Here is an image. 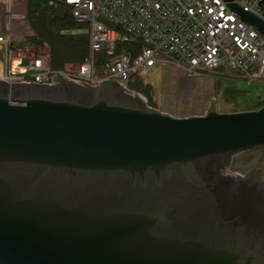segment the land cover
<instances>
[{"label":"water","instance_id":"obj_1","mask_svg":"<svg viewBox=\"0 0 264 264\" xmlns=\"http://www.w3.org/2000/svg\"><path fill=\"white\" fill-rule=\"evenodd\" d=\"M257 150L264 106L174 118L114 82L0 80V264H264V185L222 174Z\"/></svg>","mask_w":264,"mask_h":264},{"label":"built area","instance_id":"obj_2","mask_svg":"<svg viewBox=\"0 0 264 264\" xmlns=\"http://www.w3.org/2000/svg\"><path fill=\"white\" fill-rule=\"evenodd\" d=\"M61 1L77 24L86 25V59L54 71L46 45L44 53L21 51L0 36V80L36 85L62 80L90 88L107 81L133 96L129 83L164 66L189 77L221 69L248 83L264 79V39L224 0ZM254 1L231 3L264 21V9H255ZM129 43L143 46L135 57L123 46Z\"/></svg>","mask_w":264,"mask_h":264},{"label":"rangeland","instance_id":"obj_3","mask_svg":"<svg viewBox=\"0 0 264 264\" xmlns=\"http://www.w3.org/2000/svg\"><path fill=\"white\" fill-rule=\"evenodd\" d=\"M12 3L13 0H0L5 10L3 14H0V31L4 30L8 34L7 31L10 30L15 36L21 38L24 35L22 12L25 9L21 7L15 13L9 12ZM0 11H2L1 7ZM0 36L5 37L3 33H0ZM32 36H24L17 42L7 35L5 38L21 51L44 53L46 46L49 51L47 44L36 45L35 41L27 40ZM137 80L149 87V95L129 88L132 95L140 97L147 108L174 118L204 116L208 112L211 101H214V110L217 113L248 112L264 106V79L248 83L239 74L221 69L189 77L182 69L164 66L156 68L144 78ZM261 168V179L264 183V151ZM229 172L243 176L245 174L238 168L229 169Z\"/></svg>","mask_w":264,"mask_h":264},{"label":"trees","instance_id":"obj_4","mask_svg":"<svg viewBox=\"0 0 264 264\" xmlns=\"http://www.w3.org/2000/svg\"><path fill=\"white\" fill-rule=\"evenodd\" d=\"M26 21L33 32L27 40L36 45L47 44L52 70H62L66 65L82 63L89 53L86 25L77 24L71 8L60 0H26ZM135 57L143 47L140 43L123 45ZM100 55L99 57H101ZM129 88L149 95V87L137 79Z\"/></svg>","mask_w":264,"mask_h":264},{"label":"flooded vegetation","instance_id":"obj_5","mask_svg":"<svg viewBox=\"0 0 264 264\" xmlns=\"http://www.w3.org/2000/svg\"><path fill=\"white\" fill-rule=\"evenodd\" d=\"M262 160H263V151H252L234 158V167L244 172L240 177H250L253 182L260 181L263 185L261 179L262 173ZM246 171V172H245ZM234 174V172H229V170L223 171L222 174L229 176Z\"/></svg>","mask_w":264,"mask_h":264},{"label":"crops","instance_id":"obj_6","mask_svg":"<svg viewBox=\"0 0 264 264\" xmlns=\"http://www.w3.org/2000/svg\"><path fill=\"white\" fill-rule=\"evenodd\" d=\"M0 7L2 8V11H0V14H3V11L5 12V10H3L4 6L0 4ZM21 7L25 9L24 12H22V15H23L22 20L24 21V25H23V21H22V25H23L22 28L24 30L23 37L28 36V35L29 36L33 35V32L30 29V27L28 26L27 21H26V0H15V1L13 0L12 6H11V9L9 10V12L15 13L16 10L20 9ZM7 32H8V34L4 30L0 31V33H3L5 35V37H6V35L9 36V38H11L14 42L20 41L23 38V37L20 38V37L15 36L10 30H8Z\"/></svg>","mask_w":264,"mask_h":264},{"label":"bare ground","instance_id":"obj_7","mask_svg":"<svg viewBox=\"0 0 264 264\" xmlns=\"http://www.w3.org/2000/svg\"><path fill=\"white\" fill-rule=\"evenodd\" d=\"M254 8L255 9H264V0H255L254 1Z\"/></svg>","mask_w":264,"mask_h":264}]
</instances>
